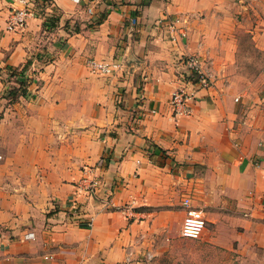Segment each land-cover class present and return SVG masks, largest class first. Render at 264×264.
Wrapping results in <instances>:
<instances>
[{
  "label": "crops",
  "instance_id": "obj_1",
  "mask_svg": "<svg viewBox=\"0 0 264 264\" xmlns=\"http://www.w3.org/2000/svg\"><path fill=\"white\" fill-rule=\"evenodd\" d=\"M28 1L10 31L22 3L0 0V264H141L188 195L215 244L264 264V66L248 73L239 34L264 54V0ZM91 58L124 67L92 74ZM179 89L193 111L175 117ZM88 165L94 198L76 193Z\"/></svg>",
  "mask_w": 264,
  "mask_h": 264
},
{
  "label": "built area",
  "instance_id": "obj_2",
  "mask_svg": "<svg viewBox=\"0 0 264 264\" xmlns=\"http://www.w3.org/2000/svg\"><path fill=\"white\" fill-rule=\"evenodd\" d=\"M79 1V0H77ZM22 5L20 7L13 8L9 14L7 21V30L18 31L22 30L28 24V20L32 17L35 12L28 4V0H20ZM135 23V21H133ZM175 22L169 20L166 25L169 29H174ZM185 35L184 32H181ZM186 62L189 64L193 73L197 75L198 81L203 85L209 86L211 84L212 78L211 74L202 68L201 62L197 55H191L187 58ZM87 66L92 74H101V75H112L119 70H123L124 64L122 61L113 60L112 62H106L103 60H98L96 58H91L87 61ZM193 95L185 92L182 89L176 90L172 93L171 97V106L173 109V115H188L193 111L191 105ZM3 158L0 154V161ZM95 166H84L83 167V176L76 184V193L82 194L84 197L94 198L97 194L99 187V178L95 171ZM82 203L78 199L72 201V210L75 214L79 213V210L82 208ZM134 201L128 203L125 208L130 209L134 206ZM182 205L185 208V216L181 227V234L187 238H198L204 232L207 219L200 207H197L192 202L191 196H186L183 198ZM132 210V209H131ZM87 227L93 226V220H88Z\"/></svg>",
  "mask_w": 264,
  "mask_h": 264
},
{
  "label": "rangeland",
  "instance_id": "obj_3",
  "mask_svg": "<svg viewBox=\"0 0 264 264\" xmlns=\"http://www.w3.org/2000/svg\"><path fill=\"white\" fill-rule=\"evenodd\" d=\"M240 27L247 28L246 32L239 34L240 44L244 46L245 54L250 55L248 59L251 60L252 70L248 73L256 74L259 72L260 62L264 66V54L255 46L250 32H247L248 25ZM181 225L179 230H171L169 232L171 238L162 240L154 255L145 258L141 264H252L243 259L235 246L215 244L211 239L213 225L208 221L204 232L198 238L182 236ZM164 235H167V232H164Z\"/></svg>",
  "mask_w": 264,
  "mask_h": 264
},
{
  "label": "trees",
  "instance_id": "obj_4",
  "mask_svg": "<svg viewBox=\"0 0 264 264\" xmlns=\"http://www.w3.org/2000/svg\"><path fill=\"white\" fill-rule=\"evenodd\" d=\"M18 93H20V94H22V95H26V89L25 88H22V86H20V88L19 89H17V90H12V95H16V94H18Z\"/></svg>",
  "mask_w": 264,
  "mask_h": 264
}]
</instances>
